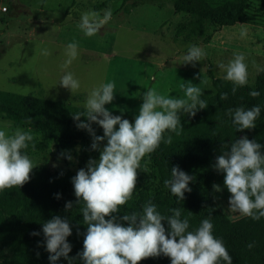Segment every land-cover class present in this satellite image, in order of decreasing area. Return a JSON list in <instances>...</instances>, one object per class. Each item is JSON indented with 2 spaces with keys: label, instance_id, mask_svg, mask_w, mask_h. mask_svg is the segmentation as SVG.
<instances>
[{
  "label": "clouds",
  "instance_id": "9594fccd",
  "mask_svg": "<svg viewBox=\"0 0 264 264\" xmlns=\"http://www.w3.org/2000/svg\"><path fill=\"white\" fill-rule=\"evenodd\" d=\"M111 19V8L103 10L102 15L89 10L81 13L76 26L85 36H94ZM247 32L248 29L242 27L240 36L245 37ZM41 52L49 54L46 48ZM77 56L78 43L69 42L65 48V66ZM205 56L202 47L192 44L183 53L182 63L194 67L195 62L202 61ZM220 67L224 69L223 78L233 83V93L237 86L248 83L243 53H235L227 64ZM59 85L72 94L81 87L79 79L70 71L60 77ZM179 86L184 91V98L162 96L153 87H147L138 114L130 122L105 107L112 102L115 93V83L109 80L89 91L84 102L85 111L72 114L77 128L87 130L92 136L91 148L99 151V157H90L86 166L79 168L70 178L77 198L75 203L83 201L80 212L83 224L87 226L83 247L76 256H69L72 244L67 237L72 234V227L68 218L54 215L42 223L43 243L49 253L50 264H58L60 258L67 264H74L77 257L80 264H138L143 258L160 255L169 257L170 264H221V261L232 264V256L222 239L213 235V224L207 217L190 231L189 218H181L180 208H171V215H164L151 201L146 202L139 213L133 211L119 215L120 206L131 200L137 190V169H141L142 158L154 152L162 141L171 142V135L166 133L182 127L180 112L193 116L198 109L207 106L200 98V87L194 83ZM249 95L255 97L260 93L251 90ZM260 111L259 105H253L250 108L228 109L227 113L236 131H242L256 126ZM82 116L87 118L86 121L80 120ZM92 122L102 128L103 135H96ZM32 140L30 129L17 127L9 132L0 127V193L14 186L20 187L30 179L34 164L23 150L29 147ZM104 141L106 143L101 147ZM261 148L262 145L255 139L240 136L226 152L216 156L214 164L218 171L224 173V186L230 193L229 210L253 220L264 217V154ZM61 155L69 161L73 159L66 152ZM52 166L57 165L53 163ZM192 179L178 165H174L171 167V178L163 183L175 199L181 201L185 192L191 191L189 182ZM213 188L220 191L219 185L214 184ZM54 195L59 198L60 193ZM72 207L73 201L65 202L66 210ZM162 221L167 223V230ZM77 232L79 234V229ZM31 235H40V232L33 231Z\"/></svg>",
  "mask_w": 264,
  "mask_h": 264
},
{
  "label": "trees",
  "instance_id": "16d2710c",
  "mask_svg": "<svg viewBox=\"0 0 264 264\" xmlns=\"http://www.w3.org/2000/svg\"><path fill=\"white\" fill-rule=\"evenodd\" d=\"M172 7L175 13L192 18L176 26V36H201V42L210 40V35L203 36L204 30L210 25L216 30L238 23L264 26V16L261 18L258 10H254L255 14L251 9V0H173ZM207 75L211 79L213 92L202 93L200 97L207 106L198 109L193 116L179 113L182 127L166 133L171 135V142L162 141L154 152L144 157L152 172L149 186H136L133 198L120 206L119 215L131 214L133 211L139 213L143 205L151 201L164 215H171V208H180L181 218H189L190 231L195 230L200 221L207 217L213 224V235L222 239L232 256V264H264V217L253 220L242 216L230 220L217 207L213 188L217 180L224 186V173L214 167L215 158L226 152L236 138L246 135L250 140L255 139L262 145L261 153L264 154V69L256 75L253 87L237 86L235 93L232 91L233 83L224 78H214L209 67ZM251 90L259 91L260 95H249ZM253 105L261 108L256 126L251 130L236 131L227 110L250 108ZM83 111L84 108L62 100L34 98L0 90V115L16 125L32 128L44 140L50 141L53 145L52 156L62 162L69 161L61 155L62 152L77 158L79 168L85 167L89 144L92 143L89 132L77 128V122L72 118L73 113ZM86 119L80 117V120ZM127 119L130 122L134 120ZM91 126L96 135H103L102 128L95 122ZM32 150L43 151V141L33 138L23 151L27 154ZM174 165L193 177L189 182L191 191L185 192L181 201H177L163 183L165 179L171 178V167ZM29 175L30 179L22 186H14L0 193V264H50L41 228L42 223L54 215L69 219L72 227V234L67 237L72 244L69 256L75 257L83 247L87 228L80 212L83 201L75 203L77 198L70 180L75 174L39 167L31 170ZM55 193H60L59 198H56ZM229 196L224 186L220 197ZM66 201H73V207L66 210ZM162 223L167 230V223ZM33 231L40 232V235H31ZM249 244L252 246L248 247ZM58 264H67V261L60 258ZM74 264H80L78 257ZM138 264H170V258L164 255L150 256Z\"/></svg>",
  "mask_w": 264,
  "mask_h": 264
},
{
  "label": "rangeland",
  "instance_id": "374dc122",
  "mask_svg": "<svg viewBox=\"0 0 264 264\" xmlns=\"http://www.w3.org/2000/svg\"><path fill=\"white\" fill-rule=\"evenodd\" d=\"M172 3L173 0H0V90L62 100L84 108L89 91L111 80L115 83L114 99L105 107L114 115L134 119L147 87L162 96L184 98L179 85L194 83L202 93L211 94L207 68L214 78H223L220 65L227 64L235 53L244 54L246 85L253 87L256 75L264 69V26L238 23L216 30L210 25L203 32V36L210 35L207 42H201V36H176V26L192 18L175 13ZM106 8H111L112 19L98 35L85 36L77 28L82 12L95 10L102 15ZM251 9L258 10L263 18L264 0H251ZM242 27L248 29L243 38ZM72 41L78 43V56L65 66V48ZM192 44L206 53L194 67L182 63L183 53ZM45 48L48 55L41 52ZM67 71L81 84L74 94L59 85L60 77ZM0 127L9 132L17 127L30 129L33 138L43 141V151L27 153L34 164L32 170L44 167L76 174L79 169L80 162L75 157L64 163L52 156V143L32 128L16 125L2 115ZM91 144L85 166L90 157H99V151L93 150ZM53 163L57 166L53 167ZM140 163L136 186H149L152 172L144 158ZM214 184L220 186V191L214 189L219 210L230 220L242 217L229 210L228 198L220 197L223 183L217 180Z\"/></svg>",
  "mask_w": 264,
  "mask_h": 264
},
{
  "label": "built area",
  "instance_id": "2783aa9c",
  "mask_svg": "<svg viewBox=\"0 0 264 264\" xmlns=\"http://www.w3.org/2000/svg\"><path fill=\"white\" fill-rule=\"evenodd\" d=\"M1 11H2V12H5V11H6V8H5V7H2V8H1Z\"/></svg>",
  "mask_w": 264,
  "mask_h": 264
}]
</instances>
